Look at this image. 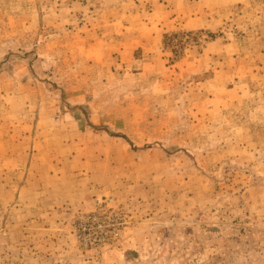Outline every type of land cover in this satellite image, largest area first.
Returning a JSON list of instances; mask_svg holds the SVG:
<instances>
[{
    "label": "rangeland",
    "instance_id": "obj_1",
    "mask_svg": "<svg viewBox=\"0 0 264 264\" xmlns=\"http://www.w3.org/2000/svg\"><path fill=\"white\" fill-rule=\"evenodd\" d=\"M0 264H264V0H0Z\"/></svg>",
    "mask_w": 264,
    "mask_h": 264
}]
</instances>
